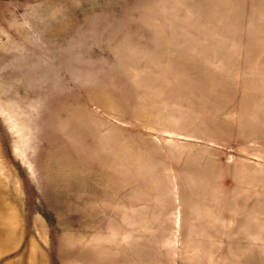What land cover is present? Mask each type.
<instances>
[{
    "label": "rangeland",
    "instance_id": "rangeland-1",
    "mask_svg": "<svg viewBox=\"0 0 264 264\" xmlns=\"http://www.w3.org/2000/svg\"><path fill=\"white\" fill-rule=\"evenodd\" d=\"M0 227V264H264V0H0Z\"/></svg>",
    "mask_w": 264,
    "mask_h": 264
},
{
    "label": "bare ground",
    "instance_id": "bare-ground-1",
    "mask_svg": "<svg viewBox=\"0 0 264 264\" xmlns=\"http://www.w3.org/2000/svg\"><path fill=\"white\" fill-rule=\"evenodd\" d=\"M5 230H6V228L3 229L2 227H0V236H1V234H2ZM7 231H9V230H7Z\"/></svg>",
    "mask_w": 264,
    "mask_h": 264
}]
</instances>
